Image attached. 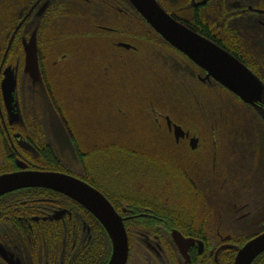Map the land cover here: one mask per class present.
I'll list each match as a JSON object with an SVG mask.
<instances>
[{
  "label": "flooded vegetation",
  "instance_id": "af4514ba",
  "mask_svg": "<svg viewBox=\"0 0 264 264\" xmlns=\"http://www.w3.org/2000/svg\"><path fill=\"white\" fill-rule=\"evenodd\" d=\"M154 1L176 22L241 62L264 86V0ZM9 3L15 7L6 8ZM78 6L87 7L86 12L81 10L83 16L96 18L85 23L90 37L109 40L120 58L138 55L137 45L151 50V38H117L125 34L123 28L131 32L134 20L117 21L119 27L113 15L138 14V23L147 33L153 30L198 68L190 75L197 85L219 87L241 117L232 119L225 112L215 117L217 110L224 111L221 106L208 111L201 104L202 118L195 111L194 118H186L169 107H161L152 116L150 108L146 117L150 142L131 133L104 138L95 127L100 142L84 149L88 147L79 143L78 127L82 115L75 113V121L71 115L61 118L62 106L55 110L52 103L46 104L43 84L33 83L25 73V45L31 36L36 33L42 74L55 57L50 35L57 19L63 18V37L71 36L68 29L83 25L81 20H66L72 15L69 7ZM59 42L67 46L63 60L71 59L77 50L71 39ZM8 73L16 81L13 110L4 97ZM68 105L69 100L66 109ZM248 118L254 132H247ZM0 140V175L26 165L30 171L71 176L101 192L123 220L129 246L126 264H234L238 252L264 234V98L247 103L208 76L162 38L132 0H5L0 7ZM111 148H116L114 154ZM28 190L33 195L25 201L12 200L2 207L0 199V264L108 263L112 241L94 215L59 192ZM176 233L184 239L181 245L174 238Z\"/></svg>",
  "mask_w": 264,
  "mask_h": 264
},
{
  "label": "rangeland",
  "instance_id": "374dc122",
  "mask_svg": "<svg viewBox=\"0 0 264 264\" xmlns=\"http://www.w3.org/2000/svg\"><path fill=\"white\" fill-rule=\"evenodd\" d=\"M24 1L26 0H22ZM2 6H5V0H0V7ZM14 7V3L13 5L9 3L6 8ZM74 9L78 11V14ZM82 9L86 12L87 7H69L72 15L66 18L72 23L76 19L83 23L82 27L68 29L71 33L70 37L64 36L70 38L71 46L77 49L73 51L71 59L67 56L63 60V55L67 52L65 43L59 42L64 38L60 33L63 30L60 26L63 18L57 19L56 27L50 35L55 48L52 54L55 57L46 63V67L44 66L46 71L41 74L45 82L42 81L44 90L41 91V95L46 104H53L55 110L59 105L62 106L61 116L59 115L61 118L71 115V120L75 121L73 119L76 116L75 113L78 116L82 115V119L78 121L80 125L78 127L81 128V131L79 129V143H84L88 147L84 149H89L90 145L100 142L97 139L100 135H97L95 127L104 138L113 133H120L122 137H124L123 134L131 133L133 138L146 137L145 142H150L152 138L146 121L150 108L153 111L152 116L154 112H159L163 107H169L182 111L183 117L194 118L196 113H200L202 118L204 116L202 106L206 110L221 106L224 111L217 110L215 117L220 113L222 117L225 116L224 112L228 113L232 119L241 117L240 114H236L237 110L230 96L221 92L219 87L213 88L205 85L203 86L205 91L204 88L198 86L191 77L192 72L196 73L198 68L176 50L168 47L152 29L151 33H147L146 28L138 23L140 21L138 14L126 16L115 13L113 15L115 26L122 27L117 24V21L128 23L134 20L135 23L130 33L129 29L123 28L125 34H119L117 38L134 40L151 38V50L143 45H137L138 55H127L126 58H120L117 51L111 49L108 44L109 40L90 37L91 29L87 28L85 23L87 18L89 21L93 19L95 21L96 18L83 16ZM99 12L101 15L104 14L102 10ZM101 20L105 21L102 18ZM76 25L79 24L76 23ZM56 60L59 61L57 63L59 65L54 64ZM52 87L55 95L52 93ZM262 97L264 98V92ZM68 100L69 110L65 108ZM194 102L199 104L195 106ZM51 112L55 114V111L51 110ZM158 116L155 114V117ZM249 119L246 122L248 123L247 132L250 133L254 132V129L249 124ZM0 144V149H2L1 140ZM153 148L160 149L159 146ZM115 149L111 148L112 154Z\"/></svg>",
  "mask_w": 264,
  "mask_h": 264
},
{
  "label": "water",
  "instance_id": "95a60500",
  "mask_svg": "<svg viewBox=\"0 0 264 264\" xmlns=\"http://www.w3.org/2000/svg\"><path fill=\"white\" fill-rule=\"evenodd\" d=\"M138 12L153 29L171 46L185 54L220 84L254 104L264 92V86L241 62L212 41L194 33L176 22L154 0H132ZM25 73L33 83H43L39 65L36 33L25 45ZM16 81L8 73L3 83L7 107L14 109ZM23 165V164H22ZM21 170L0 175V197L9 193L43 188L64 194L85 207L103 225L112 241V255L107 264H126L129 255L127 234L123 220L107 198L87 183L58 172L30 171L26 165ZM179 245L183 239L176 233ZM264 252V234L248 242L237 254L234 264H253Z\"/></svg>",
  "mask_w": 264,
  "mask_h": 264
},
{
  "label": "trees",
  "instance_id": "16d2710c",
  "mask_svg": "<svg viewBox=\"0 0 264 264\" xmlns=\"http://www.w3.org/2000/svg\"><path fill=\"white\" fill-rule=\"evenodd\" d=\"M49 162L52 163V164L54 163V167H57V164H58L57 162H53L52 159H50ZM50 163H45L43 165L49 166ZM32 195H33V192L31 190H28V189L22 190V191H18L16 193H13V194H10L8 196H4V197L0 198L1 201H4V204H2L1 206L2 207L7 206L12 200H16L17 202L25 201L26 199H28ZM2 207H0V208H2ZM107 258H108L107 257V250H106V247H105V250H104V261H106ZM253 264H264V253H262L260 255V257L254 261Z\"/></svg>",
  "mask_w": 264,
  "mask_h": 264
}]
</instances>
